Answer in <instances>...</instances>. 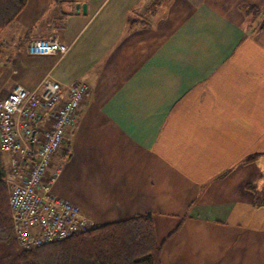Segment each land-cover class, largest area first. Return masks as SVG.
Segmentation results:
<instances>
[{"label": "crops", "instance_id": "0c3cea01", "mask_svg": "<svg viewBox=\"0 0 264 264\" xmlns=\"http://www.w3.org/2000/svg\"><path fill=\"white\" fill-rule=\"evenodd\" d=\"M51 34L65 53H28ZM0 39V98L91 86L55 195L97 225L151 214L162 264H264V0H28Z\"/></svg>", "mask_w": 264, "mask_h": 264}, {"label": "built area", "instance_id": "2783aa9c", "mask_svg": "<svg viewBox=\"0 0 264 264\" xmlns=\"http://www.w3.org/2000/svg\"><path fill=\"white\" fill-rule=\"evenodd\" d=\"M67 49L54 34L27 44L28 53L33 55L63 54ZM90 95L87 81L63 85L47 77L38 89L17 84L0 98V148L9 155L6 182L20 249L63 240L97 226L78 205L54 194L52 187L61 164L46 178Z\"/></svg>", "mask_w": 264, "mask_h": 264}, {"label": "trees", "instance_id": "16d2710c", "mask_svg": "<svg viewBox=\"0 0 264 264\" xmlns=\"http://www.w3.org/2000/svg\"><path fill=\"white\" fill-rule=\"evenodd\" d=\"M27 1L0 0V34ZM253 9L259 8H249ZM3 49L0 39V59ZM256 157L251 155L245 162ZM6 163V154L0 148V264H162L161 249L165 240H157L154 219L149 213L97 225L28 250L20 249L14 234Z\"/></svg>", "mask_w": 264, "mask_h": 264}, {"label": "rangeland", "instance_id": "374dc122", "mask_svg": "<svg viewBox=\"0 0 264 264\" xmlns=\"http://www.w3.org/2000/svg\"><path fill=\"white\" fill-rule=\"evenodd\" d=\"M3 86H4V75L0 69V96L6 95L8 91L7 88L6 87L4 88ZM258 219L261 221V216H259Z\"/></svg>", "mask_w": 264, "mask_h": 264}, {"label": "water", "instance_id": "95a60500", "mask_svg": "<svg viewBox=\"0 0 264 264\" xmlns=\"http://www.w3.org/2000/svg\"><path fill=\"white\" fill-rule=\"evenodd\" d=\"M81 6H82L83 11L86 12L87 5L85 3H83L82 5L78 4L77 8L79 9Z\"/></svg>", "mask_w": 264, "mask_h": 264}]
</instances>
